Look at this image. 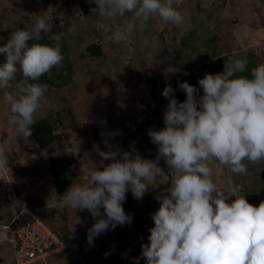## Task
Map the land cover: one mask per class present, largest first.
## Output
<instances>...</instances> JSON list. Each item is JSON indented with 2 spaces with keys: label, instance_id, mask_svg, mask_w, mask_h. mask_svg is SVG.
<instances>
[{
  "label": "rangeland",
  "instance_id": "374dc122",
  "mask_svg": "<svg viewBox=\"0 0 264 264\" xmlns=\"http://www.w3.org/2000/svg\"><path fill=\"white\" fill-rule=\"evenodd\" d=\"M95 7L94 0H0V46L13 31H31L39 18L53 23L54 33H63L59 42L63 67L29 81L47 85V102H41L34 125L50 124L54 138L48 145L40 146L32 136L25 139L9 123L10 105L3 97L15 91L22 74L17 73L11 88L0 89V147L9 161L5 169L23 198L65 240L61 251L32 264H135L142 245L150 243L152 214L160 207L156 197L172 186L174 171L166 161L160 160L156 178L142 199L126 193L123 208L132 222L109 228L93 244L88 241V230L96 222L91 213L70 206L53 208L52 201L73 184H87V169L97 165L103 170L94 145L108 151L104 140L113 151L135 149L143 159L155 160L158 146L148 131L165 126L163 112L169 100L162 92L167 85L183 102L187 97L178 87L180 82L195 86L203 95L198 80L206 73H222L225 61L233 56L248 61L242 75L249 78L252 68L264 64V0H183L173 4L182 23L165 22L157 14L143 30L132 13L98 18L91 12ZM130 21L137 25L135 31L116 42L113 33ZM55 43L47 37L40 41ZM93 46L99 47L96 54L89 50ZM5 56L0 54V64ZM244 163L247 173L236 174L227 165L211 162L212 179L217 188L235 190L258 207L264 202V160ZM10 216L0 199V226ZM8 242L1 241L0 264H14V248ZM139 264L147 261L140 258Z\"/></svg>",
  "mask_w": 264,
  "mask_h": 264
},
{
  "label": "clouds",
  "instance_id": "9594fccd",
  "mask_svg": "<svg viewBox=\"0 0 264 264\" xmlns=\"http://www.w3.org/2000/svg\"><path fill=\"white\" fill-rule=\"evenodd\" d=\"M94 2L97 7L91 12L98 18L132 13L141 30L153 15L175 25L183 19L173 7L183 0ZM53 27L39 18L31 31H13L0 46V54H6L0 64V89L11 88L17 73L22 74L15 91L5 93L3 99L10 105L9 123L25 139L33 134L34 115L41 102H47V85L29 81H39L52 68L63 67L59 43L63 33H54ZM136 27L130 21L117 28L113 39L130 38ZM44 37L55 45H29V41ZM247 64L246 59L233 56L225 61L222 73H206L198 80L203 95H198L195 86L180 82L178 87L187 97L183 102L174 98V89L167 85L162 92L169 100L163 112L165 126L148 131L158 146L155 160L143 159L135 149L113 151L104 140L108 151L94 145L103 170L97 165L87 169L88 183L73 184L51 206L89 211L96 221L88 230V241L93 244L94 238L109 228L132 222V215L123 208L126 193L131 191L135 199H142L163 159L174 171L172 186L167 194L156 197L160 207L152 214L150 243L142 245L135 264L140 258L147 264H264V202L257 207L237 196L235 190L217 188L210 167L211 162H218L233 173L246 174L245 160H264V64L251 69V78L242 75ZM108 160L111 163H103ZM8 165L5 149L0 147V171ZM231 196L236 198L229 203Z\"/></svg>",
  "mask_w": 264,
  "mask_h": 264
},
{
  "label": "built area",
  "instance_id": "2783aa9c",
  "mask_svg": "<svg viewBox=\"0 0 264 264\" xmlns=\"http://www.w3.org/2000/svg\"><path fill=\"white\" fill-rule=\"evenodd\" d=\"M24 198L7 170L0 171V199L11 213L0 227L8 233L13 245L14 264L42 261L65 247L64 236L51 229Z\"/></svg>",
  "mask_w": 264,
  "mask_h": 264
},
{
  "label": "trees",
  "instance_id": "16d2710c",
  "mask_svg": "<svg viewBox=\"0 0 264 264\" xmlns=\"http://www.w3.org/2000/svg\"><path fill=\"white\" fill-rule=\"evenodd\" d=\"M41 40H31L29 44L40 43ZM99 48L98 46H93V48H89V50L96 54L95 49ZM32 137L39 143L40 146L45 147L48 145L54 138L52 127L47 122H39L33 126V134ZM32 206V205H31Z\"/></svg>",
  "mask_w": 264,
  "mask_h": 264
},
{
  "label": "crops",
  "instance_id": "0c3cea01",
  "mask_svg": "<svg viewBox=\"0 0 264 264\" xmlns=\"http://www.w3.org/2000/svg\"><path fill=\"white\" fill-rule=\"evenodd\" d=\"M2 240H9V241H10V238H9V236H8V233L0 227V244H1V241H2ZM8 244L12 247L11 249H13V245L11 244V242H10V243L8 242ZM13 251H14V250H13ZM5 252H6V251H5ZM6 253H7V252H6ZM12 257H13V256H12ZM12 262H13V260H12Z\"/></svg>",
  "mask_w": 264,
  "mask_h": 264
}]
</instances>
